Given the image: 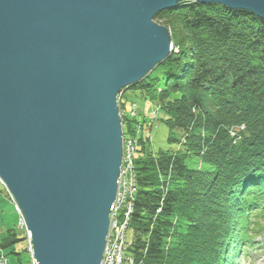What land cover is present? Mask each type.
Wrapping results in <instances>:
<instances>
[{"label": "water", "instance_id": "obj_1", "mask_svg": "<svg viewBox=\"0 0 264 264\" xmlns=\"http://www.w3.org/2000/svg\"><path fill=\"white\" fill-rule=\"evenodd\" d=\"M185 2L0 0V181L37 264H102L125 133L118 97L174 49L155 21Z\"/></svg>", "mask_w": 264, "mask_h": 264}, {"label": "trees", "instance_id": "obj_2", "mask_svg": "<svg viewBox=\"0 0 264 264\" xmlns=\"http://www.w3.org/2000/svg\"><path fill=\"white\" fill-rule=\"evenodd\" d=\"M155 21L171 32L172 55L119 104L143 93L165 113L168 142L185 141L155 153L140 138L123 264H247L264 245V21L191 2ZM123 124L131 134L133 121ZM21 229L1 249L27 241Z\"/></svg>", "mask_w": 264, "mask_h": 264}, {"label": "rangeland", "instance_id": "obj_3", "mask_svg": "<svg viewBox=\"0 0 264 264\" xmlns=\"http://www.w3.org/2000/svg\"><path fill=\"white\" fill-rule=\"evenodd\" d=\"M124 103V110L121 109L119 104L120 115L122 113L121 110L124 111L121 119L123 120L124 117H128L133 121V129L131 134L125 135L124 133L123 142L124 140L135 139L139 146V140L143 136L146 139L149 138V146H151V149L155 153L159 150L181 149V144L185 141L184 138H180L181 141L178 146L168 142L170 130L165 122L166 115L163 111H158L157 101L148 99L143 93L128 90L124 96ZM139 132L143 134L138 135ZM193 163L198 164L199 161L194 159ZM198 165L199 168L202 167L201 162ZM20 220L21 216L16 211L14 202L11 200L6 188L0 183V238H3L10 229L18 228L22 230L20 227ZM19 233V236H23V233ZM27 246V241H20L13 247L6 249H1L0 246V254L3 253L6 256L4 260L8 261V264H15L19 259H21L24 264L27 263L31 257L30 254L26 252ZM250 253V260L247 264H264V245L258 251H252ZM33 261H35L34 258ZM231 262H239L237 254L231 258Z\"/></svg>", "mask_w": 264, "mask_h": 264}, {"label": "built area", "instance_id": "obj_4", "mask_svg": "<svg viewBox=\"0 0 264 264\" xmlns=\"http://www.w3.org/2000/svg\"><path fill=\"white\" fill-rule=\"evenodd\" d=\"M120 99L121 95L118 97V102ZM241 130H244V127ZM138 135H142V132H139ZM137 148L138 145L135 139L124 140L123 161L117 182L118 193L116 201L111 208L110 231L107 237V245L102 264H123L125 259L127 232L135 196V156ZM0 183L3 185L1 181ZM20 225H24L22 218ZM28 250L31 256L30 264H37L33 261L31 246H29ZM4 259H6V256L3 253L0 254V264H8V261Z\"/></svg>", "mask_w": 264, "mask_h": 264}, {"label": "bare ground", "instance_id": "obj_5", "mask_svg": "<svg viewBox=\"0 0 264 264\" xmlns=\"http://www.w3.org/2000/svg\"><path fill=\"white\" fill-rule=\"evenodd\" d=\"M180 6H181V5H180ZM177 9H178V8H177ZM15 207H16V206H15ZM16 211H17V207H16ZM17 212H18V211H17ZM18 213H19V212H18ZM19 215H20V213H19ZM20 216H21V215H20ZM21 218H22V216H21ZM20 222H21V220H20ZM20 227L23 228V229H25L24 225H23V226L20 225ZM25 231H26V229H25ZM26 233H27V231H26ZM28 237H29V236H28V233H27V243H28V248H29L30 244H29V239H28ZM128 241H129V240H128V232H127V243H126V246H128ZM236 254H237V253H236ZM123 263H124V262H123Z\"/></svg>", "mask_w": 264, "mask_h": 264}]
</instances>
